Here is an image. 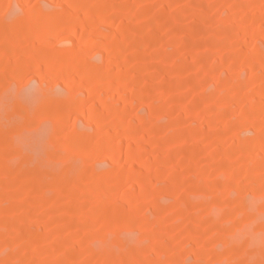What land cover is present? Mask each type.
I'll use <instances>...</instances> for the list:
<instances>
[{
  "label": "rangeland",
  "instance_id": "obj_1",
  "mask_svg": "<svg viewBox=\"0 0 264 264\" xmlns=\"http://www.w3.org/2000/svg\"><path fill=\"white\" fill-rule=\"evenodd\" d=\"M0 264H264V0H0Z\"/></svg>",
  "mask_w": 264,
  "mask_h": 264
}]
</instances>
